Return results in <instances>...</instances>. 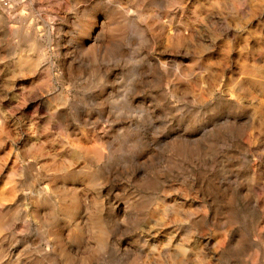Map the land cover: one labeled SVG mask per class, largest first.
<instances>
[{"label": "rangeland", "instance_id": "rangeland-1", "mask_svg": "<svg viewBox=\"0 0 264 264\" xmlns=\"http://www.w3.org/2000/svg\"><path fill=\"white\" fill-rule=\"evenodd\" d=\"M0 264H264V0H0Z\"/></svg>", "mask_w": 264, "mask_h": 264}]
</instances>
